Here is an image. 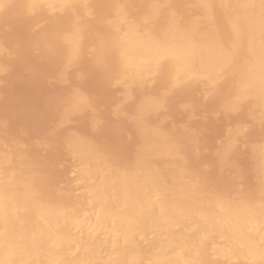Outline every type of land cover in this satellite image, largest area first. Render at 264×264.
Returning a JSON list of instances; mask_svg holds the SVG:
<instances>
[{
    "label": "rangeland",
    "instance_id": "obj_1",
    "mask_svg": "<svg viewBox=\"0 0 264 264\" xmlns=\"http://www.w3.org/2000/svg\"><path fill=\"white\" fill-rule=\"evenodd\" d=\"M17 1L18 0H15V2L14 0H8L7 2L8 4L5 5L3 9H0V30H1L0 46L2 50L0 51V63H1L0 64V149L2 147L1 151L3 150L4 153H8V155L11 156L10 160L11 159L12 160L10 161V165L14 167H18V166L21 167L27 165V167L30 166L31 168V171L33 173L32 182H31L32 192L30 190L31 193L27 194L28 197L26 195L27 198H25L26 200L24 201L26 202L28 207L33 206V204L47 205V206L54 205V207L55 206L63 207L62 209L67 210V214L69 213L68 211L73 212L72 215L74 214V217H80L81 214L79 215V213H81L82 211L84 212V213L82 212V215L84 214L88 215L87 214L88 207L86 208L87 205L85 206V204H87L85 198L87 196V190L89 188L87 184L89 183V181L85 182L86 180L81 179L79 173V171L81 170V162H80L81 160H79V165H78L77 163L79 157L77 155H74L75 154L74 152H73L74 154L71 153L72 151H70L71 148L69 147L67 141L69 142L70 140H72V137H74V139L75 138L80 139L82 142L85 143L86 146H88L89 149L91 148V153H94L92 154L93 158L97 156V154L98 155L101 154L100 156H102L104 159L98 156L97 161L100 160L99 163L107 161V164L109 162L110 164L108 165L112 166L111 168L114 167V169L117 168V170L124 169L122 171L127 172L126 171L128 170L127 168L131 169V167H135L141 161L140 159L143 153L141 152L142 154H140V150H141L140 147L141 148L144 147L145 144L142 141L144 137L143 134L145 135V133H143L141 129H145L146 125H148V127L151 125L149 129L152 131L157 132V130L160 129L161 131L159 130L158 132L159 133L161 132V134L162 132L165 131V134L167 135L166 137L168 139L172 137L173 139L170 140L172 142H169V140L166 137L164 138L168 140V143H173L174 145L177 144V146H175V152H178L177 154L174 155L175 157L177 156L176 158L172 157L174 158L173 161L171 157H160L159 159L158 156L155 155L153 156L147 155L150 157H148L149 159L147 158L146 159L151 164L158 166L162 170L160 175L161 177H163L164 174L163 177L164 179L162 178V180L163 181L165 180V182L168 180L167 181L168 183L183 182V181L185 183H188L186 180L191 179L190 182L188 183L186 191L189 192L191 188L193 190L195 188L196 193L194 192V194H197L196 198L198 196V193H201L199 196L200 198L195 200L196 201L195 203L198 204L200 202L199 199L202 200L203 198L204 201L202 200L203 202L201 201L199 204L204 205L203 203L206 200H208V199L205 200L204 196L207 197L209 196L210 197L209 200H213L215 196L216 198L222 196L220 197L221 199L224 197V195L225 198L227 199V202L229 201L231 202L233 200L235 201L236 199L239 200L243 199L242 202L251 203L252 201L251 205L252 204L257 205L258 204L256 203L257 198H258V202H260L261 199L263 200L262 202H264V190H263L264 187H262L264 185H262L260 188L263 190L262 195L259 193L260 191L258 190L259 185H261L259 179L260 176L262 175L264 178V171L262 170L263 174L261 175L260 173V176L259 173H257V169L261 170L260 169L261 166L259 168H256L258 166L256 164L258 157L255 155V152L257 153L255 149L256 146L258 147L262 143L264 144V127H263L264 126V114H263L264 91H261L259 97H257L260 99L259 100L260 103L262 102L261 104L258 103L259 102L258 99H256L257 101L254 99L255 96H247L248 98L246 99L244 98L243 100H238L240 102V103L238 101L236 102L238 103V105L234 103L235 105H237L235 109L232 110L230 108L231 109L230 110L228 107L227 110L226 105L228 103H226V101L229 100L230 97H232L235 86L234 84L235 78L230 76V74L233 75L232 70L225 69L224 71H222L223 73L221 72L220 77H217V80L213 83H208L205 80H203V82L201 80H197L192 83L183 81L179 84L172 85L169 80L170 78L169 76H171L169 75L171 74L170 73L171 69H169L170 66L166 62L163 63L164 65L162 64L163 69H160L157 75L152 73L153 74L152 76L151 74H148L149 76L148 75L146 76L147 79H149L147 81L145 80L147 83L143 82L144 81L143 79H146L145 76L141 77L142 79H139L140 78L139 77L138 78L140 80V81L138 80L139 82L135 81L133 83L132 81L131 83V80L132 79L135 80L136 77V76L133 77L132 75H131L132 78L131 76L130 77L128 76V78H131L130 81L128 82L126 81L128 84L125 85L124 83L126 82L121 81L123 80L122 79L123 77L119 79L121 83L123 82L122 84L124 86L122 84H118L119 81L118 83H116L117 80L115 76L118 75L119 63H118L117 51L115 50L116 48L115 47H114L115 49L113 48L115 42H113L114 40L112 37L115 38V36L113 35L114 31L112 32L113 29L112 30L110 29L106 20H108L110 16L111 17L113 16V6H115V4H121L123 2L121 6L127 12L129 11L128 15L130 16L135 15V17L129 16L130 19L134 21L138 19L139 20V22L137 20L138 23H141L140 20L146 22L145 19H143L144 18L143 16H145L146 13L143 14V12H145L148 9L147 5H149V3H151V1L153 0H148V1L147 0H125V1L110 0L111 3L109 2V0H95V1L85 0L84 4L81 3L82 4L81 6L78 4H76L78 6L73 5V7H75L76 9L72 10L71 12L70 10L73 9V7H71L70 10L65 9L66 11L59 9L57 10V12L51 13V15L48 14L49 12H47L44 8L40 9L41 8L40 6H39L40 8L39 7L37 8L38 10L33 11V13H29L28 15V12L24 11L22 0H20V2ZM164 1H166L165 3L167 4L165 6L162 5L164 4ZM164 1L161 0L162 3H159L161 4L160 6L159 4H157L158 6L156 8L160 10L157 9L156 12L158 14H155L156 17H154L153 19L157 17L158 19H155L154 20L155 22L153 21L152 25L147 22L146 23L142 22L143 23L142 25L146 26L145 24H149L151 25V27L153 26L152 29L154 28V32L158 33L159 26L162 29V26L164 27L165 25V21L169 20L170 17H173L176 23L178 22L180 23L178 25L179 27L180 26L188 27L192 30L193 34L195 35H199L208 30L215 31L220 34L221 42L226 43L224 42L225 36L226 34L229 36L231 32L229 17L227 14H225L222 11V9L219 6V3L216 2V0H207L206 5H202L199 0L197 1L196 0H168V1L164 0ZM132 2L133 3L136 2V3L133 4ZM143 2L144 4H142ZM113 3L115 4L113 5ZM138 3L141 4V6ZM83 6L85 7V10L86 7L88 6L87 7L88 10H86L88 12H86L84 9L82 10V8H84ZM17 8H19L20 10L19 9L17 10ZM171 9L173 12H176L177 14L173 13ZM82 11L85 12L79 13ZM165 11H167L168 13L171 12L172 14L169 13L168 15V13ZM64 12L65 13L67 12V14H64L65 18L64 15H62ZM111 12L112 15H110ZM139 13L141 15L143 14L142 17L140 16ZM60 14L61 16H58ZM76 14L78 18L75 17ZM69 15L72 17H70ZM105 15L107 17H105ZM58 17L59 18L62 17V18L58 19ZM75 18L78 20L77 25L79 27L81 26L79 46L77 47V50L74 53L76 56L75 59H69V61H65L67 58L66 54H68L67 53L68 49L63 39L60 38L62 37L61 35L62 32L63 33L65 31L68 32V30L66 29H69L74 26V23L72 24L68 22V19L71 22L72 21L75 22L76 21ZM102 18H104V20H101ZM63 21H67L68 23ZM156 22L159 23L158 26L157 24L155 25ZM61 23L62 24L66 23L67 25L70 24L71 25L69 27L66 26V28L64 29L63 27H65V24L62 27ZM161 23H163V25ZM60 26L65 31L61 30ZM32 30L33 32H31ZM58 30H61V33ZM96 35H98L97 36L98 39L96 38ZM102 36L104 38H101ZM89 39H91V41ZM99 39H102L103 42L105 41L110 46L107 44L105 45V43L103 44V42L101 41L99 43ZM39 40H41V42ZM37 41L40 43H36ZM48 41L50 44L52 43L51 44V46L53 45L52 48L49 45ZM46 42L48 43V45H46ZM43 43L45 44V46ZM98 43L101 45V48L103 47L105 48V49L104 48L101 49V52H103V50L105 51L108 48L110 49L111 53L108 52L109 51L108 49L106 50V53L108 52L109 54L107 53L105 55V52L104 54H101L100 52L98 53L97 51L99 50L97 49L99 48L97 47L99 45ZM42 44L46 49L43 46H41ZM93 45L96 46L94 47L95 49L92 48ZM103 45H105L107 48ZM49 48H51V50H49ZM88 48L89 50L86 51L85 49ZM90 52L92 53L90 54ZM5 53L6 55H4ZM63 53L65 56L63 55ZM112 53L114 58L113 57L111 58ZM97 54L98 55L100 54L101 56H98ZM93 55L97 59V60L94 59L96 60L95 63L93 60ZM241 56H242L241 53H239L238 59ZM63 57L65 58L63 59ZM111 61L113 62V64H111ZM114 63L118 67L114 65ZM106 64L108 67L109 66L110 67L107 68ZM58 67L62 69H59ZM229 71H231L232 73ZM58 74H60L59 77L61 79H59ZM100 77L101 79H99ZM102 77L104 78L102 79ZM165 78L169 81H167ZM141 80L144 83V85L140 84ZM55 83L56 86L54 85ZM163 84L165 85V89L166 88L168 89L166 90L160 89L161 86L162 88H164ZM128 86L129 88H127ZM145 86H148V88ZM227 87L229 88L227 89ZM131 90L133 92H131ZM155 90L157 91L155 92ZM80 93L81 95H84L85 99L83 100L85 102L82 100L80 103L82 102L84 103L79 105L74 104L73 106L74 108H73L71 105H73L74 97L81 96ZM144 95L146 96L144 97ZM148 96L151 100H157V103L160 106L157 108L159 109L155 107L156 110L153 109L154 110L153 111L152 109H149L151 110L150 112L148 111V109L147 111L142 109L141 104L143 103L140 104L139 102H143V100L147 101ZM158 97L161 98L160 100L163 101L162 103L158 102L160 101L158 100ZM119 100L122 103L121 102L119 103L118 102ZM253 102H256V104H259V106L263 107L261 109L259 107V109L261 110V111L259 110L261 115L260 118H258L259 112L257 113L258 117L254 113L255 110L258 111L257 110L258 108L255 107L256 104ZM114 103L116 104L114 105ZM159 103H161V105ZM123 104H125L126 107ZM138 104L141 105L140 106L141 108L139 107ZM234 104L232 106L235 107ZM134 106H136V108L137 107L140 108L145 112L142 111L141 112L142 114H140L139 112L140 109L138 108L135 109ZM69 108L70 109L73 108L72 112H70ZM80 108H82L83 110ZM250 108L255 110H252ZM117 109H119V111ZM77 112H79L80 115ZM82 113L84 114L82 115ZM252 113H254V115H252ZM87 114H89V116ZM119 116L120 119H118ZM139 118L140 120L143 121V122L141 121V124L143 125L137 123ZM54 122H56V124ZM123 123L125 124L123 125ZM116 124L118 125L120 124V126ZM152 127L154 128L152 129ZM237 127L239 128L237 129ZM258 133L262 135H259ZM145 138H147L146 135ZM149 138L150 136L148 137V139ZM11 144L13 147L11 146ZM19 147L21 149H19ZM14 153L17 156H14L15 155ZM257 155L259 154L257 153ZM138 157H140L139 160ZM176 160L177 162H175ZM12 161L15 163H13ZM74 161L76 162L73 163ZM137 161L139 162L137 163ZM261 161L263 162L264 160L261 159ZM258 162L259 161H257V163ZM16 163H19L18 166ZM252 163H254V165H252ZM75 164H77V167H75L76 166ZM173 164H177V165H175L174 167ZM178 164L179 167H182V169L178 168ZM4 169L2 172H4ZM2 172L1 174H3ZM177 173L179 174L178 176ZM181 173H183L184 176H182ZM181 176L183 178H181ZM177 177L179 180L176 181ZM185 178L186 180H184ZM261 180L264 179L261 178ZM191 181H193V183ZM263 183L264 182L262 181V184ZM191 184L195 185V187L193 188L192 186H190ZM82 190L86 192L85 193L86 196ZM252 190H256V192L255 191L252 192ZM257 190L259 191L258 192L259 194L257 193ZM192 192L190 191V193ZM237 192L239 194H234ZM249 193L254 195V197L252 195L251 196L248 195ZM82 194L85 197L83 198L86 203H83L84 200L83 198H81ZM240 194L242 195L239 196ZM213 195H215L214 198L211 197ZM235 196H237L236 199ZM245 199H247V201H245ZM76 200L77 203L79 204L76 203ZM207 202H205L204 206L210 207L211 201L209 203ZM262 205L263 204L261 203V206ZM87 224L89 226L86 225L84 228L85 230L82 227H80L78 231V227H76V231H75L74 230L75 227H73L74 228V229L72 228L74 230L73 232L76 233L79 232V234L81 235L84 230L85 233L86 230H88L89 227L91 226L90 223ZM184 227H181V229L185 230L186 227L185 228ZM153 234L154 233L149 232V234L146 235L145 237L142 236L139 237L138 239L139 245L142 246L144 249L148 248V246H150L153 240L155 239V234L154 235ZM102 235L103 233L101 234V237ZM213 235L217 237L216 234ZM104 236L105 238H103ZM104 236L102 238L103 240H106L105 233ZM211 238L210 240L208 239L206 241L198 239L197 243L199 245H196V247L190 249V251L188 250L186 251L189 264H217V263L227 264L223 261L221 262L220 260L216 259L217 255L215 254L216 247L221 245V242L222 241L224 242L225 239L223 238L224 240L222 239L221 241L218 240V238H214V239ZM219 239L221 238L219 237ZM73 243L74 245L75 244L76 245L74 246L72 244V249L74 248L73 250L75 251V253H80V250L82 251V244H81L82 242L77 241ZM201 246H203L204 248V249L202 248L204 250L203 252L202 249L199 248ZM104 254L107 255V251L106 252L104 251L103 255ZM203 254L206 255L204 256ZM212 260L213 261L215 260V262L218 260L220 262L217 261L215 263Z\"/></svg>",
    "mask_w": 264,
    "mask_h": 264
},
{
    "label": "bare ground",
    "instance_id": "obj_2",
    "mask_svg": "<svg viewBox=\"0 0 264 264\" xmlns=\"http://www.w3.org/2000/svg\"><path fill=\"white\" fill-rule=\"evenodd\" d=\"M18 1L20 2V0ZM84 1L85 0H24V3H23V0H22V4L24 6L23 7L24 11L28 12V15L29 13H33V11L38 10L37 8L39 6L41 7V8L39 7L40 9L44 8L47 12H49L48 14L51 15V13L57 12V10L59 9L70 10V8L73 7V5L81 6L82 5L81 3L84 4ZM199 1L202 5L207 4L206 3L207 0H199ZM7 2L8 0H0V9H3V7L8 4ZM165 2L166 1H164V4L162 5L164 6L167 5ZM216 2L219 3V6L222 9V11L225 14H227L229 17L231 32L229 36L227 34L225 36L226 41L224 40V42L226 43L221 42L220 34L215 31L208 30L199 35H195L193 34L190 28L181 27V26L179 27L178 25L180 23L178 22V20H180L181 18L178 19L177 20L178 23H176L175 19L173 17H170L173 15H170L169 20L165 21V25L164 27L162 26V29L159 26L158 33L154 32V28L152 29L153 26L151 27V25L155 19H158V17L155 19L153 18L156 17L155 14H158L156 12L158 8L156 7L158 6L157 4L162 3L161 0H153L151 1V3H149V5H147L146 3V5L148 6L147 7L148 9L146 10L145 8L146 11L143 9L145 11L143 12V14L146 13L145 16H143L144 17L143 19H145L147 23L151 24V25L145 24L146 26L142 25L143 24L142 22H144L143 20H140L141 23H138L139 22L138 19H137L138 22L137 20L134 21L130 19V17L132 16L135 17V15H132V16L128 15L129 11L127 12L121 6L123 2L121 4L113 3V5L115 4V6H113V16L112 17L110 16L108 20H106L105 18V20L108 26L110 27V29L111 30L113 29L112 32L114 31L113 35L115 36V38L112 37L114 40L113 42H115L114 43L115 45L113 44L112 45H113V48L114 47L116 48L114 49L117 51L118 63H119L118 75H116L117 73L115 74L116 75L115 78L117 80L116 83H118V81H119L118 84H122L123 82L121 83V81L128 82L131 80L132 76L133 77L136 76L135 80L133 79L131 80V83L132 81L134 83L135 81L139 82L140 81L139 79H142L141 77H144V76L146 77L148 74H151V76L153 74L157 75L160 69H163L162 64L165 62L169 64L170 66L169 69H171V72H170L171 74H169L171 76H169L170 77L169 80L172 85L179 84L183 81L192 83L197 80H201L202 82L203 80H205L208 83H213L217 80V77H220V74L222 71H224L225 69L227 70L230 69L232 70L233 75H235L233 76L230 74V76L235 78V82L232 80L235 86H234V92H233L232 97H230V99L227 100L230 102H227L225 100L226 103L228 104L232 103L230 104L231 106L228 104H227L228 106L226 105L227 110H228V107L229 109L231 108L232 110L235 109L236 106L238 105V103L236 102L238 100H243L244 98L245 99L248 98L247 96H255L256 98L254 97V99L255 100L258 99L259 101L260 99L257 97H259L261 91H264L263 89L264 88V0H216ZM142 4H144V2ZM139 5L141 6V4ZM160 5L161 4H159V6ZM87 7H86V10H88ZM18 9L19 8H17V10ZM74 9L76 8L73 7V9H71L70 12ZM83 9L85 10V7L82 8V10ZM85 11H82L79 13H83ZM173 13H176V12H173ZM64 14H67V12L66 13L64 12L62 15ZM84 14H87V13H84ZM110 15H112V12ZM142 15L140 14L141 17ZM58 16H61V14ZM75 17L78 18L77 14L75 15ZM105 17L107 16L105 15ZM60 18L58 17V19ZM64 18H65V15H64ZM76 18H75L76 24L75 22L73 21L71 22L68 19V22L72 24L74 23V26L69 28L71 30L66 29L68 30V32L62 29L64 24H65V27H63L64 29L66 28V26L69 27L71 25V24L67 25L66 24L68 23L67 21H63L66 23L64 24L61 23L62 27L60 26L61 30L65 32L64 33L62 32L61 34L62 37L61 38L59 37V38L63 39L68 49V52H67L68 54H66V51H65V54L67 56L65 61H69V59H75L76 56L74 53L77 50V47L79 46L81 26L79 27L77 25L78 20ZM101 20H104V18H102ZM163 23L161 24L163 25ZM156 24L158 26L159 23L156 22L155 25ZM61 30H58V31L61 33ZM31 32H33V30ZM97 36L98 35H96V38ZM101 38H104V37L102 36ZM89 40L91 41V39ZM39 41L41 42V40ZM100 41L103 42L102 39H99V43ZM40 42L37 41L36 43H40ZM48 43L46 42V45H48ZM104 43L105 45L106 44L109 45L105 41L103 42V44ZM43 44L41 46H43ZM51 44L49 43L50 46ZM34 45H37V44H34ZM99 45L97 46L99 47L97 48L99 49L97 50L98 53L100 52L101 54H104L105 52V55L108 52L111 53L110 49H108L105 45L103 46H105L109 51L106 53V50H107L106 49L105 51L103 50V52H101V49H103L104 47L101 48V45L100 46ZM94 47L96 46L93 45L92 48L95 49ZM51 48H49V50H51ZM35 50H36V47H35ZM85 50L87 51L89 50V48ZM0 51H2L1 46H0ZM91 53L92 52H90V54ZM239 53H241L242 56L238 59ZM4 55H6V53ZM98 56H101V55L99 54ZM112 57L114 58L113 53L111 55V58ZM64 58L65 57H63V59ZM94 59L96 58L93 55V60ZM96 60H94V63ZM115 63L114 65H116ZM111 64H113L112 61H111ZM104 67H105V64H104ZM109 67L107 66V68ZM59 69H62V68H59ZM114 72H117V71H114ZM59 75L60 74H58V77ZM128 76L129 77L131 76V78H128ZM103 78L104 77H102V79ZM119 78L120 79L122 78L123 80L120 81ZM59 79L61 78L59 77ZM99 79H101V77ZM143 80H144L143 81L144 83H147L146 81L149 79H147L146 77V79H143ZM230 80H231V77H230ZM127 82L124 84L125 85L128 84ZM143 82L141 80L140 84L144 85ZM54 85L56 86V83ZM165 85L163 84L164 88H162L161 86L160 89L162 90L168 89V88L165 89ZM145 87L148 88V86H145ZM127 88H129V86ZM228 88L229 87H227V89ZM150 91H151V88H150ZM156 91L157 90H155V92ZM131 92L133 91L131 90ZM82 94H85V93H82ZM146 95H144V97ZM147 98L149 100L147 99V101L143 100V102H139L140 104L143 103L141 104L142 106L138 104L139 107L141 106L143 110L147 111L148 109V111L150 112L151 110L149 109L156 110L157 107H160L157 103V100H151L149 96ZM83 99H85L84 95L74 97L73 105L71 106L73 107L74 104L79 105V104L84 103L85 101ZM160 99L161 98L158 97V100ZM82 100L84 102L80 103ZM118 102L120 103L121 101L119 100ZM158 102L162 103L163 101L160 100ZM161 103L159 104L161 105ZM234 103H236L237 105H235ZM253 103L256 104V102H253ZM258 103L261 104L262 102L260 103L259 101ZM115 104L116 103H114V105ZM125 104L123 105L125 106ZM233 104L235 105V107L232 106ZM259 104L255 105V107L258 108V109L256 108L258 111L250 108L252 110H255L254 113L256 116L258 115L257 113L259 112V115H258L259 117L257 116L258 118L261 117L260 109L263 108L259 106ZM86 106H89V105H86ZM134 107L135 109L138 108V107L136 108V106ZM72 109H70V112H72ZM117 110L119 111V109ZM143 110L141 109L139 110L140 114H142L141 112ZM84 113H82V115ZM254 113H252V115H254ZM87 115L89 116V114ZM118 119H120V116L118 117ZM138 121H137L138 124L143 125L141 124L142 120H140V118ZM54 123L56 124V122ZM124 124L125 123H123V125ZM128 125H131V124H128ZM118 126H120V124ZM150 127L151 125L149 127L148 125H146V128L142 127L145 129H141L143 133H145L147 138H145V135L142 133L144 136L143 137L144 140L142 139V141L145 144H144V147L142 148L140 147V149L142 150V151L140 150V154L142 153L143 154L141 155V159L140 157H138V160L139 159L141 160L140 162L137 161V163L139 162V164H137L136 166L134 164L136 168L135 167H131V169L127 168L128 170L131 171V173L128 170H126L127 172H125V171H122L124 169L117 170V168L116 169H114V167L111 168L112 166L108 165L110 163L108 162L107 164V161H104V160H103L104 162H102L104 164H102L101 162L99 163L100 160L99 161L97 160H98V156L102 157L100 156L101 154L100 155L97 154V156H95L97 158L94 157L95 158L94 159L92 155L94 153H91V148L89 149L88 146H86L85 143L82 142L80 139H76V138L74 139V137H72V140H70L71 139L70 138L69 139L70 141L69 142L67 141V143L69 144V147L71 148L70 150L72 151L71 153L72 154L75 153L74 155H77L80 158L79 159L77 157L78 165H79V160H81L80 161L81 170L79 171L81 179L86 180L85 182L89 181V183H87L89 186V188L87 186L88 188L87 196L85 194L86 192L82 190L86 198L83 196V194L81 197V198L84 197L86 199L87 204H85V206L87 205L86 208L88 207L87 209L88 215H85V214L82 215V212H83L82 211L81 213H79V215L81 214L80 217H74V214L72 215L73 212H70V211H68L69 213L67 214V210L62 209L63 207H59V206L54 207V205L47 206V205H37V204L34 205L33 204V206L28 207L26 202L24 201L26 200L25 198L28 197L27 194L28 193L30 194L32 192L31 182H32L33 173L31 171V168L29 165H28L29 167H27V165L19 167L18 166L19 163H16L18 167H14L10 165V161L12 160V159L10 160L11 156H9L8 153H4L3 150L1 151L2 149L1 147L0 149V166H1L0 170L2 172L3 169L4 168L5 169H4V172H2L3 174H1L0 172L1 174L0 175V264H189L186 251L187 250L190 251V249L196 247V245H199L197 243L198 239H201L203 241H206L208 239L210 240L211 237L215 236L213 234L217 235V237L215 236L214 238H218V240L222 241L223 238L225 239L224 242L223 241L221 242V245L216 247L215 254L217 255V258L216 257L215 258L220 260L221 262L223 261L227 264H236V263L238 264H264V206H263L264 202H262L263 200L261 199V201L258 202V198H257L256 199L257 202L256 201L254 202L258 204L251 205L252 201L251 203L249 202L250 204L248 202H242L243 199H240L241 200L240 201L239 199H236L237 196H235V199H236L235 201L233 200L230 202L228 200L229 202H227L225 195L221 199L220 197L222 196L220 197L217 196L218 198H216V196L213 195L211 197L214 198L215 196V198L213 200H209L210 197L204 196L205 195L204 194L203 195L204 199L209 200V201L206 200L205 202L208 201L207 203H209L211 201L210 207L204 206L205 202L203 203L204 205L199 204L203 200L202 198L203 196L201 197L202 200L199 199L200 202L198 200L199 202L198 204L195 203L196 202L195 200L200 198L199 196L201 193H198V196L196 198L197 194H194L195 185H192V184L190 186H192L194 190L191 188L189 192L186 191L188 183L190 182L191 179L190 180H186V178L184 179L188 183H185L184 181L174 182L173 180L176 178L172 180L174 183H171V182L168 183L167 182L168 180L165 182V180L164 181L162 180V178L164 177V174H163V177H161L160 175L162 170L158 166L151 164L147 160L149 159L148 157H150L147 155H152V156L155 155V156H158V158L160 159V157H171L172 158V157H175L174 155L178 153V152H175V146H177V144L174 145L173 143H168V140L169 142H172L170 141L171 139H173L172 137L168 139L166 137L167 135L165 134V131L162 132L161 134V132L160 133L158 132L160 129H158L156 132V131L150 130L149 129ZM153 128L154 127H152V129ZM238 128L239 127H237V129ZM259 135H262V134H259ZM149 136L150 138L148 139ZM164 137H166L168 140H166ZM262 144L259 145L258 147L256 146L255 148L257 153L259 154L257 155V153L255 152V155L258 157V160L257 159L256 160L259 161L257 163V161L255 160L256 164L258 165L257 166L255 164L257 166L256 168H259L261 166L260 168L261 170L257 169V173H259V176H260V173L262 175L264 171V166H263L264 161L263 162L261 161V159L264 160L263 158L264 157V144L263 145ZM19 149L21 148L19 147ZM14 156H17V155L15 154ZM173 160L174 158H172V161ZM76 161H74L73 163H75ZM175 162H177V160ZM77 164H75L76 165L75 167H77ZM173 165L175 167V165L177 164H173ZM252 165H254V163H252ZM178 168L182 169V167H179V164H178ZM177 172H180V171H177ZM183 173H181L182 176H184ZM178 175L179 174L177 173V176ZM182 176L181 178H183ZM261 178L264 179L263 175L260 176L259 182L261 183V185H259V188H258L260 192L257 190V193L259 192L262 195L264 188L263 190L260 188L262 185H264V183L262 184V181L264 182V180H261ZM177 180H179L178 177L176 181ZM191 182L193 183V181ZM251 188H254V187H251ZM190 191L193 194L190 193ZM254 191L256 192V190H252V192ZM250 193L248 195L251 196L252 194ZM234 194H239V193L237 192ZM241 195L242 194H240L239 196ZM252 196L254 197V195ZM222 199H224L226 202ZM245 201H247V199H245ZM86 202L84 200L83 203H86ZM76 203H77V200H76ZM261 203L263 204L262 206H261ZM87 223H90L91 226L84 233V230H85L84 228L86 225H88ZM184 226L186 227V229L182 230L181 227H184ZM73 227H75V229ZM76 227H78V231L80 227L84 229L82 232L83 235L82 234L80 235L79 232L78 233L73 232L74 230L76 231ZM149 232H152L155 234V239L152 238L154 240L153 242L151 241L152 242L151 245L148 246V248L144 249L142 246L139 245L138 239L141 236L145 237L146 235L149 234ZM102 233H103L102 237L104 236V233L106 234V240H103L105 236L103 238L101 237ZM219 237L221 239H219ZM214 238H211V239H214ZM77 241L82 242L81 243L82 251L80 250V253H75V251L73 250L74 248L72 249V244L74 245L73 242H77ZM199 248L202 249L203 246ZM203 249H202V252L204 251ZM104 251L105 252L107 251V255H105L106 253L103 255ZM215 260L214 261L212 260V261L215 262Z\"/></svg>",
    "mask_w": 264,
    "mask_h": 264
}]
</instances>
